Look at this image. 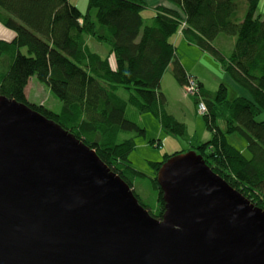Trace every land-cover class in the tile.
Here are the masks:
<instances>
[{
	"label": "trees",
	"instance_id": "obj_1",
	"mask_svg": "<svg viewBox=\"0 0 264 264\" xmlns=\"http://www.w3.org/2000/svg\"><path fill=\"white\" fill-rule=\"evenodd\" d=\"M74 2L0 0V24L14 35L0 40V96L29 105L94 150L149 214L160 219L165 203L156 174L174 155L148 162L151 208L134 188L145 175L131 166L129 155L136 148V138L146 133L138 122L140 113L153 115L163 134L178 142L186 136L184 143L188 142L185 124L167 112L160 91L162 76L170 69L179 87L195 84L194 107L204 105L200 116L209 139L199 142L194 152L264 212V121L256 119L264 112L260 0H164L154 8L145 0H87L84 11ZM221 34L224 39L234 38L228 58L217 45ZM86 37L107 45L108 55L103 58L91 52ZM183 47L199 52L197 48L216 59L229 85L206 89L187 73ZM33 77L61 102L59 113L27 100L25 90ZM231 94L236 97L231 99ZM232 135L240 136L245 147L232 145L228 141Z\"/></svg>",
	"mask_w": 264,
	"mask_h": 264
},
{
	"label": "water",
	"instance_id": "obj_2",
	"mask_svg": "<svg viewBox=\"0 0 264 264\" xmlns=\"http://www.w3.org/2000/svg\"><path fill=\"white\" fill-rule=\"evenodd\" d=\"M156 179L160 219L94 150L0 96V264H264V212L201 156Z\"/></svg>",
	"mask_w": 264,
	"mask_h": 264
},
{
	"label": "rangeland",
	"instance_id": "obj_3",
	"mask_svg": "<svg viewBox=\"0 0 264 264\" xmlns=\"http://www.w3.org/2000/svg\"><path fill=\"white\" fill-rule=\"evenodd\" d=\"M75 1H77V3L79 2V7L81 9L86 8L87 0ZM161 2H164V0H161ZM257 14L264 16V0H260L257 7ZM224 36L226 35H220L221 38L217 41V45H219L221 48L225 58H228L232 51L234 38L231 37L230 39H224ZM181 37L182 33L180 32V38ZM85 40H87V46L91 52L97 53L103 58L108 55L109 47L107 45H96L91 37H86ZM196 50L201 54L193 50H188L185 47L180 50L185 69L186 67H189V71L194 75H197V80L202 82L205 88L210 91H215L221 83L228 84L229 81L225 78V72H223L221 69L218 61H216V59L213 57H208L204 52H201L197 48ZM109 59L111 65L114 68L113 56L110 55ZM175 85L178 88L177 92L181 91L183 97L181 95L178 96L177 92L175 91ZM187 88L188 87H179V85H177L176 81L172 78L170 69L164 73V76L160 81V91L166 98L167 112L175 119L179 120L178 122H181L186 126L189 140L185 146H182L181 143H184L186 136L180 139L179 142L175 141V138L162 133L159 121L153 115L149 113H140L139 115L138 122L140 125L144 126L146 133L145 135L136 138V148L129 155V161L131 166L145 175V178H142L141 181L135 182L134 188L139 194L140 199L150 208L154 205V196L147 183L148 179L146 178L147 176L152 175V170L150 169L148 162L161 161L163 160L162 158L164 154H168L169 156H177L192 150L194 151L195 149L193 148H196L198 144H200L199 142L201 141V137L203 141H208L209 139L203 138L209 136V133L206 132L205 129V122L200 116L203 112L204 105L200 102L196 109L191 101V97L195 91V84L193 87V92H191L192 87L189 86L188 90ZM26 90V97L30 103L44 104V106L51 109L52 111L56 113L60 112L62 106L61 102L49 91L45 85L41 84L35 77L29 80ZM229 90L232 92V89ZM236 92L240 95L242 94L240 90H236ZM230 96L231 99L236 97L234 94H231ZM256 119L264 121V112L257 115ZM161 137L162 145L158 148L156 144L159 141L158 139ZM228 141L238 149L245 147L244 140L238 135L230 136ZM186 146L187 148H184ZM244 154L247 157L249 156L247 152Z\"/></svg>",
	"mask_w": 264,
	"mask_h": 264
},
{
	"label": "crops",
	"instance_id": "obj_4",
	"mask_svg": "<svg viewBox=\"0 0 264 264\" xmlns=\"http://www.w3.org/2000/svg\"><path fill=\"white\" fill-rule=\"evenodd\" d=\"M147 3H148V5L151 7V8H154L156 5H159L160 4V1L161 0H145ZM74 5H76L78 8H79V10L80 11H84V9H81L79 6V3H77V1L76 2H74ZM150 9V8H149ZM152 10V9H151ZM152 12H153V10H152ZM14 37V35H13V33L11 32V31H9V30H7L3 25H0V40H9V39H12ZM94 41V40H93ZM182 41H184V40H182ZM92 42V41H91ZM185 42V41H184ZM86 43L88 44V42H87V40H86ZM89 43H90V40H89ZM96 45H99L100 46V44H98V43H96V42H94ZM186 45V44H185ZM201 54V53H200ZM205 54H207V53H205ZM169 70V69H168ZM168 70H166V71H168ZM165 71V72H166ZM186 71H187V73H189V74H191V76L192 77H194L195 79H197V75H194L192 72H190L189 71V67H186ZM163 76H164V74H163ZM163 76H162V78H163ZM227 80H229L228 78H226ZM228 83H230V82H228ZM175 87V91L177 92L178 91V88H177V86L175 85L174 86ZM205 87V86H204ZM232 88L233 89H235V90H238V88L236 87V86H232ZM27 89V88H26ZM26 91L27 90H25V94H26ZM177 94H178V96H182L183 97V95H182V92L181 91H179V92H177ZM27 96V95H26ZM207 132V131H206ZM188 137V136H187ZM203 138H209L208 136L207 137H203ZM159 140V139H158ZM188 140H189V138H188ZM175 141H177V140H175ZM200 142H205V141H203L202 140V137H201V141ZM185 144L186 143H181V145L182 146H185Z\"/></svg>",
	"mask_w": 264,
	"mask_h": 264
},
{
	"label": "built area",
	"instance_id": "obj_5",
	"mask_svg": "<svg viewBox=\"0 0 264 264\" xmlns=\"http://www.w3.org/2000/svg\"><path fill=\"white\" fill-rule=\"evenodd\" d=\"M190 87H192V91L191 92H193V87H194V84H192V85H190ZM188 88H189V86H188ZM188 88H187V90H188ZM203 111H204V108H203Z\"/></svg>",
	"mask_w": 264,
	"mask_h": 264
}]
</instances>
